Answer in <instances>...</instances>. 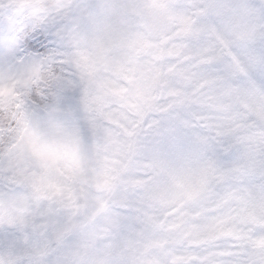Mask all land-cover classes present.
Here are the masks:
<instances>
[{
	"label": "clouds",
	"instance_id": "obj_1",
	"mask_svg": "<svg viewBox=\"0 0 264 264\" xmlns=\"http://www.w3.org/2000/svg\"><path fill=\"white\" fill-rule=\"evenodd\" d=\"M0 264H264V0H0Z\"/></svg>",
	"mask_w": 264,
	"mask_h": 264
}]
</instances>
